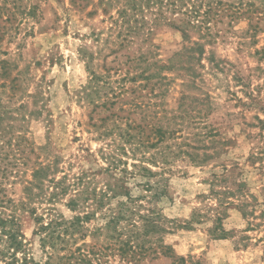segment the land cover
<instances>
[{
    "label": "rangeland",
    "instance_id": "1",
    "mask_svg": "<svg viewBox=\"0 0 264 264\" xmlns=\"http://www.w3.org/2000/svg\"><path fill=\"white\" fill-rule=\"evenodd\" d=\"M121 2L20 0L21 11L4 25L0 154L16 153L23 163L11 168L17 175L8 196L21 202L38 166L50 165L49 178L67 188L50 204L29 202L34 214L17 211L20 234L44 261L39 225L73 219L66 204L75 192L113 187L121 170L137 171L142 155L176 146L197 158L167 157L172 171L163 176L161 201L141 198L143 176H124L135 206L145 207L138 212L157 214V229L147 236L134 218L141 235L129 241L145 250L121 260L115 236L128 240V226L104 225L114 201L93 213L86 238L76 235L72 250L101 253L106 264H264V0H241L207 36H183L164 22L128 33L117 15ZM150 162L144 166L158 176ZM44 184L47 195L51 185ZM91 200L84 202L90 213Z\"/></svg>",
    "mask_w": 264,
    "mask_h": 264
},
{
    "label": "trees",
    "instance_id": "2",
    "mask_svg": "<svg viewBox=\"0 0 264 264\" xmlns=\"http://www.w3.org/2000/svg\"><path fill=\"white\" fill-rule=\"evenodd\" d=\"M113 1L118 3L121 0H105V5L111 6ZM231 1L232 2L228 0H122V8L117 11V15L121 23L126 26L127 32L134 33L136 36L139 35V32L141 33L144 29H147L148 26H150L148 28V31H150L152 26H159L163 22L181 30L183 36H186L185 32L190 31L207 36L211 30L210 26L216 24H212L215 19L224 16L225 12L229 13L231 11L236 13L241 9L243 5L241 0H236L235 4L233 2L234 0ZM19 2L20 0H11V7L9 8L0 6V37L1 35L4 36L6 33V30L4 31L3 28L5 24H10V15L14 16L16 11H21L18 4ZM33 9L34 7L25 15L32 13ZM3 64L4 62L1 61L0 67ZM3 87V84L0 85V89ZM2 109L3 108L0 107L1 111ZM4 113L5 112L2 111L3 115ZM2 118L3 117L0 116V120ZM157 131V134L161 135L159 134L161 132L159 130ZM1 132L2 131H0V139L1 136H3ZM168 135L171 136L170 133ZM175 147H167V153L163 149H157L149 159L142 155L140 157L141 160L138 162L140 165L135 166L136 164H133V168L137 171L129 173L127 170H121L123 175L117 178L113 187L106 183L104 190H100L97 194H95L94 189L89 191L82 189L81 191L75 192L74 197L66 204L67 208L75 213L73 219L50 218L48 222L39 225L36 237L39 250L45 257L44 261L34 259L31 249L19 232L16 212L19 210H26L29 214H34V209L29 208V202L36 198L38 201H45V203L50 204L55 202L57 198L63 197L66 194L67 188L64 186L63 182L56 181L54 178H49L48 173L49 171L52 172L50 165L38 166L32 170L31 181L24 182L23 200L15 203L14 200L8 196V189L10 187L8 185H12L13 182L10 184L8 183L10 177L17 175V172L11 168L16 167L18 164L23 165V163H18L19 159H15V157H18L16 153H13V155L6 153L4 157L0 154V264H106L104 260L105 256L101 253L86 252L80 249V247H76L72 250V245L75 244L77 240L76 235H79L78 239L81 241L86 238L85 231L87 228L85 224L92 218L94 219V214L96 211H101L103 209L106 205V201L108 205H110L109 202L111 201H114V203L112 202L107 208V214H109V216H104L107 218L104 224L105 227L108 230H115L116 225L120 224L119 222L121 221H125L128 226L126 231L124 230L128 234V240H118L119 233L115 236V242L119 245L117 250L121 260H123L124 255L127 253L131 256L134 255V251L137 249L144 251V247L138 244L132 245L129 241L141 235L134 218L136 217V219L140 220L143 234L147 236L148 234L154 233L157 229V214L150 208L146 209L147 213L145 215L138 212L139 208L144 209L145 207L140 204H136L137 207L135 206V200L130 196L128 189L123 185L124 176L125 178L126 176L131 178L143 176L146 181L141 183L144 192V196H141V198L146 199L147 203L151 200L161 201L164 195V191L161 190L164 180L163 176L172 171L164 166L167 164V157L174 158L179 154H183L193 163L195 162V158H197H192L190 154L181 152L179 148ZM194 150H197V148H194ZM161 157L163 158V162H158L157 159ZM11 158L13 159L12 162L10 161ZM151 160L152 162H150ZM146 161L156 165L155 168L160 171L158 176L144 166L146 165ZM200 162H203V160ZM157 165H161V167ZM151 177H157L158 179L150 183L149 178ZM76 180L78 184H80L82 178L80 177ZM45 182L51 185L50 192L47 195L43 194ZM90 199H92V204L95 207L94 212L91 213L86 211L88 207L84 206V202ZM49 214L50 213L47 212V215ZM40 220L43 222L42 218H40ZM214 221L215 224L218 225L220 220L215 219ZM215 231L216 225H214L212 233ZM144 243L147 242L145 241ZM84 252L86 253L84 254Z\"/></svg>",
    "mask_w": 264,
    "mask_h": 264
}]
</instances>
